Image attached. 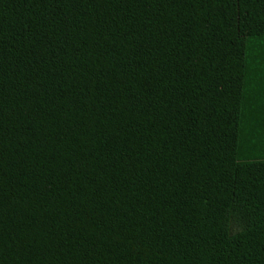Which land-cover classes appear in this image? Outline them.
Returning <instances> with one entry per match:
<instances>
[{"label": "trees", "instance_id": "trees-1", "mask_svg": "<svg viewBox=\"0 0 264 264\" xmlns=\"http://www.w3.org/2000/svg\"><path fill=\"white\" fill-rule=\"evenodd\" d=\"M0 264H264V0H0Z\"/></svg>", "mask_w": 264, "mask_h": 264}]
</instances>
